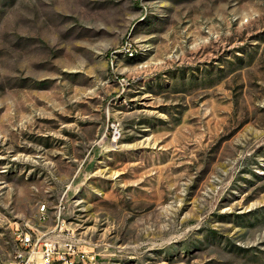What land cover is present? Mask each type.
Instances as JSON below:
<instances>
[{
  "label": "rangeland",
  "instance_id": "1",
  "mask_svg": "<svg viewBox=\"0 0 264 264\" xmlns=\"http://www.w3.org/2000/svg\"><path fill=\"white\" fill-rule=\"evenodd\" d=\"M25 230L264 264V0H0V264Z\"/></svg>",
  "mask_w": 264,
  "mask_h": 264
},
{
  "label": "built area",
  "instance_id": "2",
  "mask_svg": "<svg viewBox=\"0 0 264 264\" xmlns=\"http://www.w3.org/2000/svg\"><path fill=\"white\" fill-rule=\"evenodd\" d=\"M113 134L116 138L120 136V129L115 125ZM45 210L46 206L43 205L42 211ZM15 239L21 247H28V254H16L12 264H96L95 255L81 249L79 241L73 235H38L37 249H29L26 232H18Z\"/></svg>",
  "mask_w": 264,
  "mask_h": 264
},
{
  "label": "bare ground",
  "instance_id": "3",
  "mask_svg": "<svg viewBox=\"0 0 264 264\" xmlns=\"http://www.w3.org/2000/svg\"><path fill=\"white\" fill-rule=\"evenodd\" d=\"M23 232H26V236L28 237L29 249H37L38 234L36 233L34 234V232H31L29 230H25ZM24 254H28V247H21V251L18 252L17 255H24Z\"/></svg>",
  "mask_w": 264,
  "mask_h": 264
}]
</instances>
